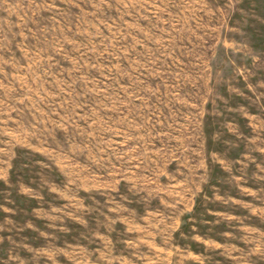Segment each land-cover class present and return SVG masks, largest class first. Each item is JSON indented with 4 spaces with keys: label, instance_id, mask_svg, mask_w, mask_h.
I'll use <instances>...</instances> for the list:
<instances>
[{
    "label": "rangeland",
    "instance_id": "374dc122",
    "mask_svg": "<svg viewBox=\"0 0 264 264\" xmlns=\"http://www.w3.org/2000/svg\"><path fill=\"white\" fill-rule=\"evenodd\" d=\"M0 264H264V0H0Z\"/></svg>",
    "mask_w": 264,
    "mask_h": 264
}]
</instances>
